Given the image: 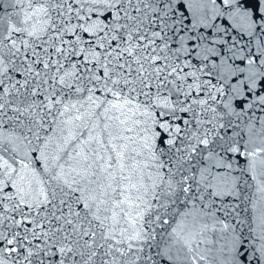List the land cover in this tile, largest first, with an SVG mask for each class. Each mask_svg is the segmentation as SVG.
Masks as SVG:
<instances>
[{
  "label": "snow or ice",
  "instance_id": "6c2138e0",
  "mask_svg": "<svg viewBox=\"0 0 264 264\" xmlns=\"http://www.w3.org/2000/svg\"><path fill=\"white\" fill-rule=\"evenodd\" d=\"M0 264H264V0H0Z\"/></svg>",
  "mask_w": 264,
  "mask_h": 264
}]
</instances>
